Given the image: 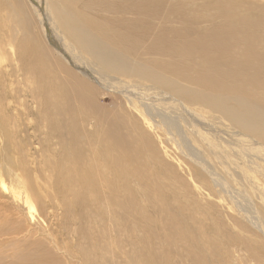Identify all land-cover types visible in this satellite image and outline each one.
Instances as JSON below:
<instances>
[{"label":"bare ground","instance_id":"obj_1","mask_svg":"<svg viewBox=\"0 0 264 264\" xmlns=\"http://www.w3.org/2000/svg\"><path fill=\"white\" fill-rule=\"evenodd\" d=\"M59 1L60 5L51 4L55 20L100 65V83L111 87L105 82L112 77L108 70L138 76L187 103L218 110L264 141V120L259 116L264 111V3ZM21 2L19 25L26 36L20 43L28 52L20 57L30 61L25 71L39 125L47 130L44 146L49 153L42 165L35 164L33 173L22 159L13 165L19 173L13 179L19 181L9 191L11 204L0 201V264H176L177 260L182 264L185 259L188 264H221L218 240L210 236L200 242L188 240L197 232L189 229L187 216L199 208L189 207L172 186L173 172L162 162L151 137L136 123L132 126L93 107L97 87L28 33L34 15L26 1ZM112 55L121 63L112 62ZM147 56L151 57L143 63H149L152 71L141 62L128 64ZM177 78L187 83L178 84L173 80ZM141 105L149 116H158L167 131L176 129V109L165 103ZM248 113L255 121L244 124L239 118ZM93 114L94 127L88 130L86 123ZM7 121L0 115V132L9 139ZM44 201L50 208L47 212ZM57 209L60 217L54 214ZM33 210L44 218L51 214L55 228L36 226ZM61 236L74 241L64 244ZM125 241L132 246L129 253ZM229 241L222 242L227 253Z\"/></svg>","mask_w":264,"mask_h":264},{"label":"rangeland","instance_id":"obj_2","mask_svg":"<svg viewBox=\"0 0 264 264\" xmlns=\"http://www.w3.org/2000/svg\"><path fill=\"white\" fill-rule=\"evenodd\" d=\"M25 1L31 15H34L28 33L46 43L68 68L97 87L93 107H99L109 117H120L132 126L136 123L151 137L162 162L173 172L169 176L172 186L183 195L189 207L193 204L199 208L190 214L191 217L187 216L189 229L197 232V237L188 240L195 242L198 239L200 242L209 236L218 240L217 252L219 260L222 259L221 264H264V141L244 127H238L229 116L218 110L187 103L171 90H164L138 76L108 70L112 77L105 78V82L107 84L108 81L111 87H106L100 83L103 82L98 71L100 65L86 53L87 50L78 48L56 22L51 4L60 5V1ZM258 1L264 3V0ZM20 5L21 0H0V115L7 118V126L10 124L11 129L7 127L11 135L9 139L0 132V201L6 204H11L9 191L15 189L19 181L13 179L16 174L19 175L18 168L13 166L15 162L22 159L33 173L35 164L39 162L42 165L43 157L49 153L44 146L47 130L39 125L36 115L38 106L25 71L30 61L20 57L23 52H28L20 43L23 35L26 36L19 25ZM38 19H41L40 23ZM128 41L134 40L129 37ZM111 57L112 62L121 63V60L114 61L115 55ZM150 57L140 61L132 59L133 62L130 60L128 64L133 63V67L147 62ZM146 68L153 69L152 66ZM154 71L159 73L156 68ZM173 80L182 85L187 83L178 78ZM146 102L165 103L167 107L176 109V129L167 131L158 116L146 114L141 105ZM259 116L264 120L263 110ZM93 117L96 118L93 114L86 123L88 130L94 127ZM239 119L244 124L255 121L254 114L249 113ZM14 141L18 143L14 144ZM50 145L53 149L57 147L55 140L50 141ZM9 165L13 166L10 173L6 171ZM42 206L45 212L50 210L45 201ZM21 212L26 214L24 208ZM32 214L36 226L55 228L56 221L51 214H47V219L38 211L33 210ZM54 214L60 217V209ZM61 239L64 244L74 241L73 237L61 236ZM225 240H230L228 253L222 244ZM176 241L173 242L175 248ZM124 248L126 253L131 252L130 242L125 241ZM176 264H180L178 260ZM182 264H188L187 259L182 260Z\"/></svg>","mask_w":264,"mask_h":264}]
</instances>
